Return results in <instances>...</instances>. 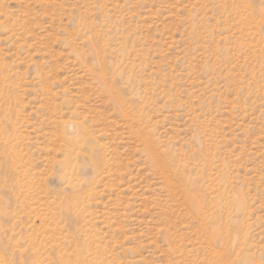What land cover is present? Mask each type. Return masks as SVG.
I'll return each instance as SVG.
<instances>
[{"label":"rangeland","instance_id":"1","mask_svg":"<svg viewBox=\"0 0 264 264\" xmlns=\"http://www.w3.org/2000/svg\"><path fill=\"white\" fill-rule=\"evenodd\" d=\"M0 264H264V0H0Z\"/></svg>","mask_w":264,"mask_h":264},{"label":"bare ground","instance_id":"2","mask_svg":"<svg viewBox=\"0 0 264 264\" xmlns=\"http://www.w3.org/2000/svg\"><path fill=\"white\" fill-rule=\"evenodd\" d=\"M76 132L75 125L69 123L65 126L66 135H73Z\"/></svg>","mask_w":264,"mask_h":264}]
</instances>
